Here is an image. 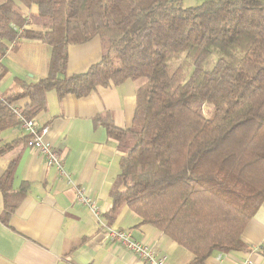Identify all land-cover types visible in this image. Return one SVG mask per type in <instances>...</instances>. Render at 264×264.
<instances>
[{"label": "trees", "instance_id": "1", "mask_svg": "<svg viewBox=\"0 0 264 264\" xmlns=\"http://www.w3.org/2000/svg\"><path fill=\"white\" fill-rule=\"evenodd\" d=\"M181 2L0 0V56L24 40L51 50L44 78L16 80L18 91L0 96V135L19 126L13 108L22 100V116L35 119L48 92L82 98L143 80L128 128L108 112L94 119L122 153L104 217L111 224L126 206L190 252L188 264H203L214 253L247 252L242 233L264 202V0ZM94 37L100 61L67 76V47ZM27 139L0 146V158ZM14 165L0 177L3 224L29 188L12 189Z\"/></svg>", "mask_w": 264, "mask_h": 264}, {"label": "crops", "instance_id": "2", "mask_svg": "<svg viewBox=\"0 0 264 264\" xmlns=\"http://www.w3.org/2000/svg\"><path fill=\"white\" fill-rule=\"evenodd\" d=\"M26 17L36 14V7L19 5ZM27 29L39 31L37 24ZM50 48L40 42L22 41L16 47L7 45L0 56V96L17 92L16 80L35 82L46 76ZM101 42L94 37L86 43L67 47V76L81 74L101 59ZM139 85L126 81L118 86L98 88L86 97L68 95L59 99L51 91L46 94V109L35 120L46 126L49 141L64 161L67 177L47 167L34 151L19 145L0 158V177L11 163L14 173L12 189L22 183L29 188L9 216L0 221V264H145L132 253L108 240L95 219L75 202L77 188H84L104 217L109 213L111 184L119 173L122 153L110 140L105 129L94 119L106 112L118 128L131 124L135 91ZM27 100L18 102L21 109ZM25 137L19 128L1 133L0 146ZM3 198L0 193V214ZM119 230L130 231L135 241L165 257V264H188L190 252L167 238L141 219L128 207H122L111 224ZM242 241L245 253H214L203 264H237L249 259L252 264H264V202L245 227Z\"/></svg>", "mask_w": 264, "mask_h": 264}, {"label": "built area", "instance_id": "3", "mask_svg": "<svg viewBox=\"0 0 264 264\" xmlns=\"http://www.w3.org/2000/svg\"><path fill=\"white\" fill-rule=\"evenodd\" d=\"M13 112L20 121L18 127L28 137L26 147L34 150L44 160L47 167L54 168L58 176L67 177L63 159L53 145L46 140L48 128L39 125L35 119H25L17 107L13 108ZM74 198L75 202L95 219L108 240L116 243L125 251L132 253L145 264H165V257L157 256L152 249L141 242L135 241L130 231L119 230L107 224L100 208L89 197L84 188H77ZM237 264H252V262L249 259H244Z\"/></svg>", "mask_w": 264, "mask_h": 264}, {"label": "rangeland", "instance_id": "4", "mask_svg": "<svg viewBox=\"0 0 264 264\" xmlns=\"http://www.w3.org/2000/svg\"><path fill=\"white\" fill-rule=\"evenodd\" d=\"M202 0H182L181 2V7L182 8H187V7H190V6H194L196 4H199ZM216 56H213L211 59H210V62H209V67H211L213 65V63L216 61ZM183 60V57H179L177 58L176 60H174L175 62L173 63L174 65H179ZM143 82V80H137L135 81V83L137 85H140L141 83ZM204 116H209L210 114V109L208 107H204L203 110H202Z\"/></svg>", "mask_w": 264, "mask_h": 264}]
</instances>
